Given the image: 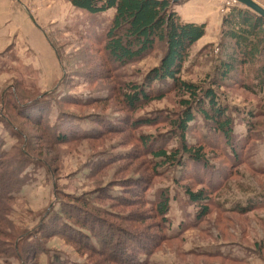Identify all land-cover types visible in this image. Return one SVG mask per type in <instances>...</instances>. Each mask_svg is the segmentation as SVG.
<instances>
[{
    "label": "rangeland",
    "instance_id": "1",
    "mask_svg": "<svg viewBox=\"0 0 264 264\" xmlns=\"http://www.w3.org/2000/svg\"><path fill=\"white\" fill-rule=\"evenodd\" d=\"M217 1V14L205 16L211 34L208 32L203 46L193 48L183 71L184 79L204 86L216 77L224 55L220 47L223 16L231 0ZM256 1L264 6V0ZM112 15H93L66 0H0V112L9 110L13 116L11 126L0 123L3 149L18 146L19 139L13 135L17 126H32L18 116L19 108L4 105L9 100L11 103L17 100L19 106L43 101L42 107L50 112L51 125H55L60 113H67L82 127L81 131L89 125L101 127L93 122L99 116L113 123L128 122L127 127L113 132L105 130L91 138L75 136L68 144L50 147L42 154L32 153L35 165L27 168L31 179L11 204L12 211L3 229L11 237L5 239L13 248L19 245L22 249L36 239L34 232L38 227L55 216L54 212L61 208L60 201L73 202L72 198L76 197L109 212L142 214L145 220L136 221V225L148 227L142 231L147 235L153 233L160 240L149 256H143L147 264H264V206H257L249 213L234 208L253 199L264 203V174L253 168L254 163L264 165V118H259L262 122L253 134L255 139L240 149V162L234 165L226 157L219 135L214 137L213 146L203 140L199 125L191 129L188 143L203 145L205 156L213 166L204 176L199 168L201 176L210 183L213 178L217 189L207 188L204 180L195 179L193 170L197 171V165H168L154 179L151 190L155 196L160 189H167L171 196L163 231L157 219L148 220L144 215L150 204L137 202L130 208H122L111 200L98 198L105 196L107 190L114 194L131 190L133 179L140 180V175L147 173L145 158L140 155V136L161 137L170 133L172 124L168 117L177 116L184 108L181 96L175 91L139 110L133 111L124 104L125 93L131 91L132 85L143 82L150 69L159 64L164 50L161 48L118 69L113 64L114 68L108 66L103 39ZM241 79L225 82L218 89L234 118L240 143L250 131L242 118L243 112L264 111V94L258 96L243 88V83H252L250 75ZM98 98L107 101L94 102ZM148 114L160 115L162 120L153 126L130 127L129 123ZM39 132L42 130L33 131ZM165 146L182 151L178 136L169 138ZM187 187L210 192L209 201L204 204L209 212L202 219L197 216L199 206L191 203L185 193ZM41 238L45 250L38 255L37 262L12 255L2 256L0 264H49L55 254L75 263L92 264V259L98 260L87 251L79 252L62 236Z\"/></svg>",
    "mask_w": 264,
    "mask_h": 264
},
{
    "label": "trees",
    "instance_id": "2",
    "mask_svg": "<svg viewBox=\"0 0 264 264\" xmlns=\"http://www.w3.org/2000/svg\"><path fill=\"white\" fill-rule=\"evenodd\" d=\"M66 1L73 7L93 15L113 14L103 39L108 66L110 64L113 67V64L118 69L138 62L161 48L164 50L159 64L150 69L143 82L132 85L131 91L125 93L124 104L133 111L139 110L175 91L181 96V105L184 108L177 116L168 117L172 124L170 133L161 137L152 134L140 136V155L145 158L147 173L141 174L140 180L139 177L133 179L134 182L129 188L131 190L119 194L107 190L106 195L103 194L104 198L101 195L98 197L102 200H111L113 204L122 208H130L137 202L150 204V210L144 215L148 220L157 219L158 227L163 231L168 221L171 196L167 189H160L155 196L151 190L154 179L166 171L168 165H197L199 166L197 171L193 170L195 179L204 180L207 188L217 189L213 178L211 183L210 180L206 181L205 177L203 178L213 166L205 156L203 145L188 143L187 134L191 129L199 125L200 130L202 128L203 140L213 146L216 144L214 137L219 135L218 137L223 140L222 149L231 165L240 162V149L256 137L253 134L262 122L259 118H264V111H250L246 114L243 112L242 118L250 131L246 139L242 138L240 143L234 130V118L229 114V107L221 99L218 89L225 82L242 81L243 76L250 75L252 83H243V88L258 96L264 94V17L239 3L228 7L223 16L220 42L224 55L217 68L216 77L212 79L210 85L204 86L183 78L185 64L190 60L193 48L206 34V23L186 22L175 10V5L184 0ZM249 68H252L251 74L250 72L246 74ZM93 100L107 101L102 98ZM11 101L5 102L4 105L8 108L11 106L19 108L18 116L29 121L32 126L25 127L23 124L16 127L13 135L19 139L18 146H13L9 150L2 148L0 140V258L17 255L37 262L38 255L45 250L41 236L45 239L62 236L74 244L79 252L87 251L98 257V260L92 259V264H147V258L143 259V256H149L160 240L154 237L155 234L147 235L142 231L148 227L136 225V221L145 220L142 214L135 215L131 211L109 212L76 197L72 198L73 202L60 201L61 208L54 212L55 216H51L48 223L40 225L34 232L36 239L22 249L19 245L13 248L10 241L5 239L11 237L3 230L12 211L11 204L16 200L17 193L31 179L27 168L36 160L32 153L42 154L50 147L68 144L75 136L91 138L105 130L113 132L122 126L127 127L128 124L126 121L109 122L110 120L99 116L93 122L94 124L97 122L101 127L89 125L81 131L82 127L72 117L66 116L67 113H60L58 121L51 125L48 121L50 112L42 107L43 101L35 100L31 105L24 103L20 106L17 100L12 103ZM46 115H49L47 119ZM12 117V113L4 109L0 112V123H8L11 126ZM253 118H257V121H253ZM161 120L160 115H141L129 125L134 129L138 126H153ZM37 129H41L42 132L34 134L33 131ZM176 136L181 140L182 151L179 148L169 150L165 146L169 138ZM199 168L203 169V176ZM253 168L255 172L264 174V165L254 163ZM216 169L219 170L218 167ZM217 175L224 174L217 172ZM185 193L191 203L199 206L197 213L199 219L208 215L209 207L204 205L209 201L208 189L194 191L187 187ZM257 206H264V203L253 199L234 208L238 212L249 213ZM49 264L90 263H75L55 254Z\"/></svg>",
    "mask_w": 264,
    "mask_h": 264
},
{
    "label": "crops",
    "instance_id": "3",
    "mask_svg": "<svg viewBox=\"0 0 264 264\" xmlns=\"http://www.w3.org/2000/svg\"><path fill=\"white\" fill-rule=\"evenodd\" d=\"M218 6L219 1L217 0H184L182 3L176 4L174 8L186 22L205 23L207 22L205 16L208 14H211L212 16L217 14L215 12L217 11ZM211 31H209V25H207L205 36H203L195 46H199L200 44L203 46L206 43L208 32L211 34Z\"/></svg>",
    "mask_w": 264,
    "mask_h": 264
},
{
    "label": "water",
    "instance_id": "4",
    "mask_svg": "<svg viewBox=\"0 0 264 264\" xmlns=\"http://www.w3.org/2000/svg\"><path fill=\"white\" fill-rule=\"evenodd\" d=\"M174 2H179L181 0H173ZM236 2L252 9L259 15L264 17V6L257 2L256 0H235Z\"/></svg>",
    "mask_w": 264,
    "mask_h": 264
},
{
    "label": "built area",
    "instance_id": "5",
    "mask_svg": "<svg viewBox=\"0 0 264 264\" xmlns=\"http://www.w3.org/2000/svg\"><path fill=\"white\" fill-rule=\"evenodd\" d=\"M237 2L235 0H231L230 2H228L229 6H231L232 4H236ZM231 4V5H230ZM228 9V7H227Z\"/></svg>",
    "mask_w": 264,
    "mask_h": 264
}]
</instances>
